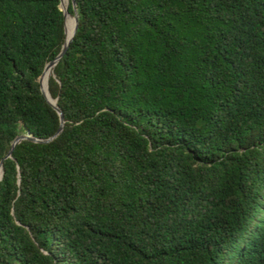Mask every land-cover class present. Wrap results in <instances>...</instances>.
Returning <instances> with one entry per match:
<instances>
[{"label":"trees","instance_id":"1","mask_svg":"<svg viewBox=\"0 0 264 264\" xmlns=\"http://www.w3.org/2000/svg\"><path fill=\"white\" fill-rule=\"evenodd\" d=\"M76 1L5 159L66 34L0 0V264H264V0Z\"/></svg>","mask_w":264,"mask_h":264},{"label":"water","instance_id":"2","mask_svg":"<svg viewBox=\"0 0 264 264\" xmlns=\"http://www.w3.org/2000/svg\"><path fill=\"white\" fill-rule=\"evenodd\" d=\"M72 3H73V9H74V15H72L70 12H69V7H66L64 4H63V0H61V4H60V9L61 11L63 12L64 14V19H65V34H66V42L63 46V49L61 51V53L57 56V58L51 62H49L45 69H44V72L42 73L40 79H39V82L41 84V91H42V94L46 97L47 101L50 103V105L58 112V114L60 115V119H61V126L58 130V132L51 138L49 139H39V138H36L32 132L30 130H26L25 133L19 135L18 137H16V139L14 140V142L12 143V147L9 151V153L7 154V156L5 157L6 158H10L12 157L13 155V152L14 150L16 149L17 145L21 144L23 141H31V142H34V143H41V144H49L51 143L52 141H54L65 129V124H66V119H65V115H64V112L61 110V108L58 106V99H53L50 91H49V95L46 93V91L43 89V86H42V77L45 73V71L47 70V68H50L52 69L53 71V75L51 77H54L55 76V68L56 66L59 64V62L62 60V58H64V56L66 55L68 49H69V46L70 44L73 42V39L74 37L76 36L77 32H78V29H79V14H78V9H77V1L76 0H71ZM68 17H72L75 19V22H76V29H75V34L73 36V38L71 40H68L67 39V27H66V21H67V18ZM51 97V98H50ZM51 99H53L54 101H56V103L54 104ZM0 169H2V172H3V175H2V179H3V176H4V167H3V163L1 162L0 163ZM1 179V180H2Z\"/></svg>","mask_w":264,"mask_h":264},{"label":"bare ground","instance_id":"3","mask_svg":"<svg viewBox=\"0 0 264 264\" xmlns=\"http://www.w3.org/2000/svg\"><path fill=\"white\" fill-rule=\"evenodd\" d=\"M67 1L68 0H63V4L65 6H66V2ZM67 23H68V30H69V40H71L73 38V36H74V33H75V21H74V19L72 17H68L67 18ZM52 75H53V71H52V69H50V71L48 72V74L46 76V79L44 81V90L46 91V93H47V85H48L49 80H50ZM53 103L55 104L56 101L53 102ZM2 175H3V172H2V169H0V181L2 179Z\"/></svg>","mask_w":264,"mask_h":264},{"label":"rangeland","instance_id":"4","mask_svg":"<svg viewBox=\"0 0 264 264\" xmlns=\"http://www.w3.org/2000/svg\"><path fill=\"white\" fill-rule=\"evenodd\" d=\"M70 4H71V0H69L68 6H66V7H69V6H70ZM24 133H25V132H24Z\"/></svg>","mask_w":264,"mask_h":264}]
</instances>
